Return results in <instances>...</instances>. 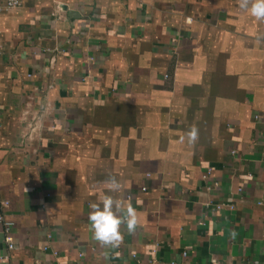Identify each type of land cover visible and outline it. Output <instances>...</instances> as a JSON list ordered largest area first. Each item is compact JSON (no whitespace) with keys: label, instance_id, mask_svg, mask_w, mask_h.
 <instances>
[{"label":"crops","instance_id":"obj_1","mask_svg":"<svg viewBox=\"0 0 264 264\" xmlns=\"http://www.w3.org/2000/svg\"><path fill=\"white\" fill-rule=\"evenodd\" d=\"M239 4L0 13V264H264V21ZM104 195L137 212L115 247L90 229Z\"/></svg>","mask_w":264,"mask_h":264},{"label":"clouds","instance_id":"obj_2","mask_svg":"<svg viewBox=\"0 0 264 264\" xmlns=\"http://www.w3.org/2000/svg\"><path fill=\"white\" fill-rule=\"evenodd\" d=\"M239 7L257 21H264V0H240ZM195 136V131L191 133ZM110 192H118L121 184L113 176L105 182ZM88 219L93 239L102 247L118 246L122 240L121 226H125L129 234L137 228V212L130 202L126 207L111 195H104L100 203L93 202L90 205Z\"/></svg>","mask_w":264,"mask_h":264},{"label":"built area","instance_id":"obj_3","mask_svg":"<svg viewBox=\"0 0 264 264\" xmlns=\"http://www.w3.org/2000/svg\"><path fill=\"white\" fill-rule=\"evenodd\" d=\"M22 6V0H0V13L6 12V11H12V10H16L19 9ZM0 50H1V46H0ZM166 78H168V75L165 76ZM2 126V116L0 114V128ZM30 133L26 134L24 136L25 139H32L33 134L36 133V125H33V123L30 124ZM212 175V170L208 171V174L205 176V179H207L208 176ZM147 189L143 188V191H146ZM9 206V202L6 201L4 202V207ZM218 210H221L224 207H228L231 210L234 209L233 205H224V204H220L216 206ZM0 226H2L4 228V234H5V240L6 243L8 244V249L9 251H13L14 250V244H13V238H12V230L15 226V223L8 219L6 215L0 214ZM46 250V248H45ZM186 256V254H185ZM135 257V256H134ZM8 257H0V261H7ZM151 264H155L154 260L150 261ZM206 264H217L215 261H211L209 263Z\"/></svg>","mask_w":264,"mask_h":264}]
</instances>
